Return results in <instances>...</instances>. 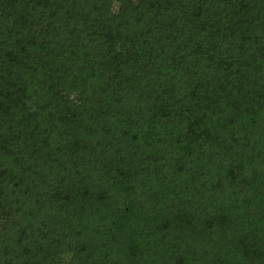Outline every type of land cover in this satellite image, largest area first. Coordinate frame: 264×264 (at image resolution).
<instances>
[{"label": "trees", "instance_id": "trees-1", "mask_svg": "<svg viewBox=\"0 0 264 264\" xmlns=\"http://www.w3.org/2000/svg\"><path fill=\"white\" fill-rule=\"evenodd\" d=\"M0 264H264V0H0Z\"/></svg>", "mask_w": 264, "mask_h": 264}]
</instances>
